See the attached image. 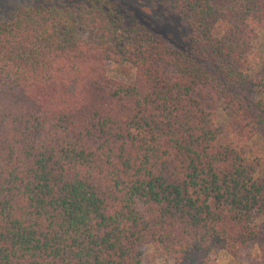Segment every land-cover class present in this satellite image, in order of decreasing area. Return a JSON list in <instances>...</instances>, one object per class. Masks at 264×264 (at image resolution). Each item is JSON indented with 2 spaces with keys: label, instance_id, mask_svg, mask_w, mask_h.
Segmentation results:
<instances>
[{
  "label": "trees",
  "instance_id": "16d2710c",
  "mask_svg": "<svg viewBox=\"0 0 264 264\" xmlns=\"http://www.w3.org/2000/svg\"><path fill=\"white\" fill-rule=\"evenodd\" d=\"M149 1L183 20L176 41L123 0L0 22V264H141L148 245L214 264L259 240L262 159L217 143L215 110L242 143L264 128V58L248 62L264 0ZM126 65L130 82L110 76Z\"/></svg>",
  "mask_w": 264,
  "mask_h": 264
},
{
  "label": "rangeland",
  "instance_id": "374dc122",
  "mask_svg": "<svg viewBox=\"0 0 264 264\" xmlns=\"http://www.w3.org/2000/svg\"><path fill=\"white\" fill-rule=\"evenodd\" d=\"M36 0H0V22L4 21L12 12L24 5H32ZM44 1V0H40ZM128 8L143 19L148 20L151 24L157 22L160 26V31L164 34L165 38L170 41H176L185 31V23L173 11L163 8L154 7L149 0H123ZM165 13V14H164ZM164 14V15H163ZM164 16V17H163ZM169 41V44L172 42ZM264 58V34L258 31V37L252 45V49L248 56L251 75L255 74L259 65ZM165 76L173 75V71L168 67L160 66ZM133 69L126 65L119 71L111 67L110 76L126 80L130 82L133 78ZM196 96L203 100L205 91H199ZM206 99V98H205ZM216 125L219 128L220 135L217 143L224 145L231 143L233 145H240L251 157H259L263 162V166L258 171L257 177L264 179V128L256 126L252 128V137L249 141L242 143L237 137V123L232 121V117L227 112L223 111L220 102L216 103ZM256 227L259 233V240L252 247L248 257L245 260H234L223 250H218L214 254V264H264V218L256 220ZM141 264H171L170 259L162 256L161 252L155 246L148 245L143 249V257Z\"/></svg>",
  "mask_w": 264,
  "mask_h": 264
}]
</instances>
